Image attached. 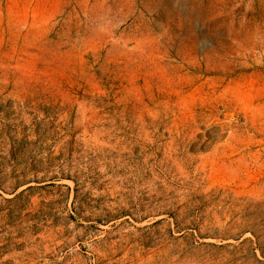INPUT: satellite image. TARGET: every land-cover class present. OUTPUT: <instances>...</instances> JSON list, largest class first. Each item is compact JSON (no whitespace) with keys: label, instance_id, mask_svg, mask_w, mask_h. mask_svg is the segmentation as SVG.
Instances as JSON below:
<instances>
[{"label":"rangeland","instance_id":"374dc122","mask_svg":"<svg viewBox=\"0 0 264 264\" xmlns=\"http://www.w3.org/2000/svg\"><path fill=\"white\" fill-rule=\"evenodd\" d=\"M255 242L264 0H0V264H264Z\"/></svg>","mask_w":264,"mask_h":264},{"label":"trees","instance_id":"16d2710c","mask_svg":"<svg viewBox=\"0 0 264 264\" xmlns=\"http://www.w3.org/2000/svg\"><path fill=\"white\" fill-rule=\"evenodd\" d=\"M256 238H258V235H255V239ZM249 241V240H248ZM259 243H257V242H255V244H254V246H253V248H252V252H253V256L254 257H256V253H255V250H256V246H257V248H258V250H259V252H260V256H261V258H264V252H263V249H261L260 247H259ZM257 260V259H256ZM257 261H259V260H257Z\"/></svg>","mask_w":264,"mask_h":264}]
</instances>
